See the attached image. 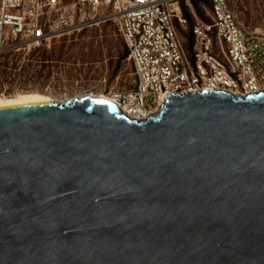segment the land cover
Wrapping results in <instances>:
<instances>
[{
  "label": "water",
  "instance_id": "water-1",
  "mask_svg": "<svg viewBox=\"0 0 264 264\" xmlns=\"http://www.w3.org/2000/svg\"><path fill=\"white\" fill-rule=\"evenodd\" d=\"M0 106V264H264V90Z\"/></svg>",
  "mask_w": 264,
  "mask_h": 264
},
{
  "label": "built area",
  "instance_id": "built-area-1",
  "mask_svg": "<svg viewBox=\"0 0 264 264\" xmlns=\"http://www.w3.org/2000/svg\"><path fill=\"white\" fill-rule=\"evenodd\" d=\"M208 1L207 20L197 16L192 0L74 1L80 28L111 21L124 41L134 86L113 95L127 114L154 113L169 92L264 90V29L242 22V0ZM184 7L194 18L190 49L178 33L189 25ZM63 10V0H0V55L47 46L71 27L61 24Z\"/></svg>",
  "mask_w": 264,
  "mask_h": 264
},
{
  "label": "rangeland",
  "instance_id": "rangeland-1",
  "mask_svg": "<svg viewBox=\"0 0 264 264\" xmlns=\"http://www.w3.org/2000/svg\"><path fill=\"white\" fill-rule=\"evenodd\" d=\"M74 1L63 0L65 18L61 24L71 27L55 34L50 43L42 48L48 51L46 56L53 60L45 61L46 67L42 68L39 62L42 52H37L41 48L21 51L16 69L12 68L10 59L7 73L0 74L1 95L12 98L20 93L35 91L57 101L90 93L109 95L134 86L131 63L125 59L117 67V60L126 46L114 23L108 21L80 28L78 25L82 16L79 7L73 6ZM205 1L199 4L203 16H197L207 20L210 5ZM185 9L192 17V10ZM239 14L245 24L264 29V0H242ZM190 28V24L186 29L178 28L182 44L187 49ZM33 52L36 53L31 57ZM2 70L0 66V73Z\"/></svg>",
  "mask_w": 264,
  "mask_h": 264
},
{
  "label": "bare ground",
  "instance_id": "bare-ground-1",
  "mask_svg": "<svg viewBox=\"0 0 264 264\" xmlns=\"http://www.w3.org/2000/svg\"><path fill=\"white\" fill-rule=\"evenodd\" d=\"M79 26V25H78ZM263 90V89H262ZM259 91V90H257ZM91 96H96V97H104L107 98L116 104L124 111L125 114H127V107L121 105L117 98L113 94H95V93H90ZM238 94V93H236ZM243 95V94H242ZM83 96V95H82ZM76 97H81V96H76ZM75 98V97H73ZM73 98H66L63 100H57V102H65L66 100H72ZM165 95H163V103L165 101ZM45 101H56L53 100L50 96L45 95L43 93L31 91V92H24L18 94L16 97H6L0 94V106H6V105H15V104H27V103H35V102H45ZM160 106H157L153 111L157 112L159 110ZM150 112H145V111H140L139 113L136 114H127L129 117L132 118H137L139 120H144L146 119L149 115Z\"/></svg>",
  "mask_w": 264,
  "mask_h": 264
},
{
  "label": "trees",
  "instance_id": "trees-1",
  "mask_svg": "<svg viewBox=\"0 0 264 264\" xmlns=\"http://www.w3.org/2000/svg\"><path fill=\"white\" fill-rule=\"evenodd\" d=\"M200 1L201 2H204L205 0H192V3H193V6L194 8L196 9L197 11V14L200 15L201 17L203 16L202 12L200 11L199 9V4H200ZM206 4L209 6L210 3H208L207 1H205ZM186 7H184L183 11H184V15L188 18V21H189V24L193 25V22H192V17H191V14H187L186 13ZM192 39H193V35H192V31H191V28H190V31H189V35H188V49L191 48V44H192ZM37 52H42V55L39 59V62L41 64V67L42 68H45L46 65H45V61H50V60H53V59H50L46 56V53L48 52L47 50L45 49H39L37 50ZM36 52H33L32 53V56H34ZM127 55H128V51H127V48L125 47L124 48V51L123 53L119 56L118 60H117V67H119L122 63V61H124L125 59H127ZM22 56V53H7V54H4V55H0V66L3 67V70L0 74H6L7 73V68L9 67V64H10V59L13 63V66L12 68L16 69V63H17V59H19L20 57ZM3 60V61H2ZM2 76H0V79H1ZM2 81L4 82V80L2 79Z\"/></svg>",
  "mask_w": 264,
  "mask_h": 264
},
{
  "label": "crops",
  "instance_id": "crops-1",
  "mask_svg": "<svg viewBox=\"0 0 264 264\" xmlns=\"http://www.w3.org/2000/svg\"><path fill=\"white\" fill-rule=\"evenodd\" d=\"M240 19H241V17H240ZM242 20V19H241ZM242 22H244L243 20H242ZM245 23V22H244Z\"/></svg>",
  "mask_w": 264,
  "mask_h": 264
}]
</instances>
